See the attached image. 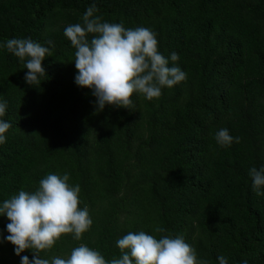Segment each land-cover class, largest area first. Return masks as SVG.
I'll return each instance as SVG.
<instances>
[{"label": "trees", "instance_id": "16d2710c", "mask_svg": "<svg viewBox=\"0 0 264 264\" xmlns=\"http://www.w3.org/2000/svg\"><path fill=\"white\" fill-rule=\"evenodd\" d=\"M93 4L104 21L150 28L187 79L158 99L133 94L131 109L97 112L91 90L74 83L75 49L63 32ZM13 37L54 47L34 85L23 62L0 50L3 119L12 125L0 145V201L67 172L93 219L81 240L65 234L42 256L84 243L119 258V237L160 226L208 264L220 255L264 264V195L248 175L264 166V0H0V42ZM220 128L240 143L218 146ZM8 222L0 217L4 235ZM13 249L0 243V264H20Z\"/></svg>", "mask_w": 264, "mask_h": 264}, {"label": "clouds", "instance_id": "9594fccd", "mask_svg": "<svg viewBox=\"0 0 264 264\" xmlns=\"http://www.w3.org/2000/svg\"><path fill=\"white\" fill-rule=\"evenodd\" d=\"M95 4L89 6L80 23L64 27V36L75 49L74 65L77 72L74 83L88 88L95 97L94 108L103 111L106 105L131 109L133 94L146 100L158 99L164 88L171 89L187 79V73L179 65V55L173 51L164 56L158 49L156 33L150 28L138 26L126 28L121 23L104 21L96 15ZM54 42L43 43L28 38H9L0 42V50H6L23 62L28 71L24 80L29 85L40 81L46 72L42 62L51 56ZM8 104L0 100V145L7 141L12 127L3 119ZM218 146L227 148L240 143L239 136H232L227 128L214 133ZM252 189L264 195V166L248 170ZM69 173H49L39 180L33 191L19 190L10 198L0 201V217L9 221L0 243L14 245V253L20 264H208L198 258L195 247L180 234H163L166 229L155 226L151 232L128 231L115 241L120 250L119 258L106 260L95 248L84 243L73 247L64 256L45 258L42 251L49 250L65 234L74 240L90 230L93 219L89 208L80 207V185L69 183ZM159 233V237L155 235ZM26 250L32 253L21 255ZM218 264H228L225 256H217ZM240 264H249L244 259Z\"/></svg>", "mask_w": 264, "mask_h": 264}]
</instances>
